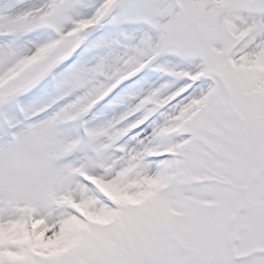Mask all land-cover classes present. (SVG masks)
Returning <instances> with one entry per match:
<instances>
[{"label":"snow or ice","instance_id":"1","mask_svg":"<svg viewBox=\"0 0 264 264\" xmlns=\"http://www.w3.org/2000/svg\"><path fill=\"white\" fill-rule=\"evenodd\" d=\"M0 264H264V0H0Z\"/></svg>","mask_w":264,"mask_h":264}]
</instances>
